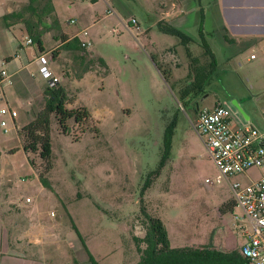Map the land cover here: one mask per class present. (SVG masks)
Segmentation results:
<instances>
[{"label": "rangeland", "instance_id": "obj_1", "mask_svg": "<svg viewBox=\"0 0 264 264\" xmlns=\"http://www.w3.org/2000/svg\"><path fill=\"white\" fill-rule=\"evenodd\" d=\"M14 4L0 0V14ZM54 5L58 26L47 30L44 43L56 55L52 59L48 52L47 62L65 87L66 108H86L89 115L78 122L68 118L63 131L54 114L44 111L45 80L24 81L21 105L0 94V108L17 110L15 119L0 114V251L28 256L27 262L8 264H92L89 254L98 264H134L132 235L145 234L149 215L163 221L171 246L239 249L248 219L236 203L222 208L233 198L228 181H205L217 168L193 122L200 108L216 101L227 103L234 119H245L231 104L235 98L249 122L264 130V86L252 78L264 77L263 58L247 59L245 49L226 61L220 42L212 39L216 64L208 72L210 57L201 45L160 30L165 21L157 0H54ZM132 17L139 29L127 25ZM187 25L185 32L196 37V26ZM61 34L90 43L84 51L65 48ZM13 38L0 23V52L16 48ZM172 44L176 50L153 51ZM152 52L168 76L156 67ZM194 76L201 91L185 104L179 89ZM39 114L50 116L48 160L39 148H23V126ZM261 171L250 167L246 173L255 178ZM230 180L249 178L237 174ZM32 225L47 231L37 232L42 239L36 245L27 243ZM18 235L22 241L14 238ZM0 262L6 263L1 253Z\"/></svg>", "mask_w": 264, "mask_h": 264}, {"label": "trees", "instance_id": "obj_2", "mask_svg": "<svg viewBox=\"0 0 264 264\" xmlns=\"http://www.w3.org/2000/svg\"><path fill=\"white\" fill-rule=\"evenodd\" d=\"M50 18V20L48 19ZM3 23L7 27H11L14 23H22V28L25 30L32 42H35L40 52L44 51V44L42 34L47 31L55 23L57 25V16L53 0H27L19 9L11 10L4 13L1 17ZM132 22V21H131ZM159 24L160 30L168 33L176 34L181 37L185 43L191 39L190 36L183 33L178 28L164 22ZM58 26V25H57ZM199 35L201 37V45L205 53L210 57L209 64L211 66L208 72L215 68L216 59L213 51L209 45L204 41L203 30L200 24ZM60 45L69 49H77L84 51L86 45L82 40L73 35L68 37L66 34H61ZM176 50V45H169L163 50ZM56 55V51L52 50L51 58ZM82 58L84 56H81ZM98 62L105 68L106 63L102 56L95 55ZM152 60L156 67L164 75L168 76V70L158 62L156 53H151ZM195 57V56H192ZM195 59V58H193ZM88 61V59H87ZM195 77V76H194ZM194 82H190L181 86L179 89L180 97L185 104H189L190 95L199 93L201 91V84L199 78H194ZM44 94V111L53 113L57 123L63 131H67L66 121L68 118H73L75 121H81L89 115L86 108L69 109L65 106L66 90L62 84L56 86L45 85ZM197 110V103L194 100V108ZM49 120L50 116L34 117L24 124L25 143L23 148L25 150H37L39 148V155L48 160L51 154V141L49 136ZM42 182H46L42 179ZM235 204L233 198L223 203L222 208H232ZM146 230L142 237L132 235L138 250V259L134 264H251L247 257L243 256L240 249H231L228 251H221L210 248L208 245L201 246H171L167 228L163 221L154 215L146 217ZM143 243V245H141ZM89 260L92 264H98L94 257L89 254Z\"/></svg>", "mask_w": 264, "mask_h": 264}, {"label": "crops", "instance_id": "obj_3", "mask_svg": "<svg viewBox=\"0 0 264 264\" xmlns=\"http://www.w3.org/2000/svg\"><path fill=\"white\" fill-rule=\"evenodd\" d=\"M13 1L15 2L14 6L6 7V11L4 13L19 9L24 3H26L27 0ZM157 3L160 5L161 19L190 36L191 39L189 42L191 44L201 45V37L199 35V27L201 24L204 41L209 45L215 57L216 53L211 46L212 39L220 42L226 61L231 60L239 52L245 49L250 50L249 54L256 50L260 52L253 58L247 56V59H255L260 56V58L262 57L264 60V0H157ZM4 13L0 14L1 25H4L1 19ZM128 23L127 25L129 27L134 26L132 22H130L131 25ZM187 24L196 26V37L189 35L187 31L185 32L184 28H187ZM5 27L10 34L12 33V36L14 37L12 44L13 46L16 45V48L12 51L3 50L0 52V66L3 65L9 72L12 73L14 78L11 89L9 88L11 86L10 85L1 95H3L5 100H12L14 103L21 105L25 103V100L22 97L26 94L25 92L28 89L27 86H25L24 81H30L31 78H34L39 82L45 80L38 73L36 56L40 53V51L38 50L35 42H25L26 37L29 36L26 35L20 22L14 23L11 27ZM13 29L19 31V34L17 35L14 33ZM47 33L48 31H44L42 34V40L45 48L42 52H45L48 55V52L52 50L47 49L44 43V37ZM72 36L73 35H69L68 37ZM25 44L31 45V48H24ZM167 46L169 45H166L161 49H154L153 51L166 49ZM201 47L203 48L202 45ZM19 49H22V52ZM2 62L4 63L2 64ZM262 62L264 65V61H260V64ZM261 70L262 71L259 73H262L264 68ZM252 78L255 80L256 84L264 86V77L254 73L252 74ZM249 119L244 120L249 122ZM37 232L40 234L42 233V235L47 234V231L41 229L40 226H30L25 232L28 235V244L36 245L41 243L40 240L42 237L38 236ZM243 233L246 241V234L245 232ZM21 237L22 236L19 235L14 236L17 241H22ZM0 253L6 261L5 264L14 261H28V256L25 253L15 251L13 249H1Z\"/></svg>", "mask_w": 264, "mask_h": 264}, {"label": "built area", "instance_id": "obj_4", "mask_svg": "<svg viewBox=\"0 0 264 264\" xmlns=\"http://www.w3.org/2000/svg\"><path fill=\"white\" fill-rule=\"evenodd\" d=\"M131 21L139 29L136 19L132 18ZM31 41L30 37H26V43ZM82 43L88 45L90 41ZM259 53L256 50L249 56L253 58ZM36 61L38 73L46 84L56 86L59 77L48 65L46 53L40 52ZM11 76L12 73L1 65L0 94L5 86L12 83ZM4 113L15 119L17 110L13 106L1 107L0 114ZM236 118L234 119L227 103L216 101L211 106L198 110L193 125L217 168V173L213 177H205V181H228L235 203L242 207L248 219V226L242 224L246 241L240 248L241 253L251 264H264V130L244 119ZM1 123L6 124V121L2 119ZM250 167H259L262 170L260 175L255 178L249 176L246 171ZM237 174H245L249 181H231L230 178Z\"/></svg>", "mask_w": 264, "mask_h": 264}, {"label": "water", "instance_id": "obj_5", "mask_svg": "<svg viewBox=\"0 0 264 264\" xmlns=\"http://www.w3.org/2000/svg\"><path fill=\"white\" fill-rule=\"evenodd\" d=\"M231 104L243 115V117L247 120L249 119V114L245 111V109L240 105V103L235 98H231Z\"/></svg>", "mask_w": 264, "mask_h": 264}]
</instances>
